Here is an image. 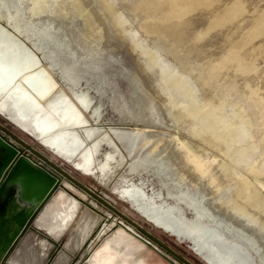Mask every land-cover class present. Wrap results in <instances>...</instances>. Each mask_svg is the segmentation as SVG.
<instances>
[{
    "label": "rangeland",
    "instance_id": "obj_1",
    "mask_svg": "<svg viewBox=\"0 0 264 264\" xmlns=\"http://www.w3.org/2000/svg\"><path fill=\"white\" fill-rule=\"evenodd\" d=\"M8 1L0 5L10 23L2 17L0 22L39 59L60 90L74 99L75 93L90 98L91 113L85 110L84 116L100 128L93 140L115 145L104 143L95 151L99 173L85 174L0 114L1 135L70 184L80 214L99 217L87 242L63 262V250H57L71 230L49 236L35 227L37 217L7 263L20 251L27 264H88L91 250L95 253L107 238L104 224L120 221L152 244L144 245V264H206L188 242H178L131 208L122 194L127 179L153 206L171 209L181 225L194 221L195 227H214L220 237L210 241L212 248L224 253L229 245L246 264H264V37L239 48L244 70L219 65L228 55V38L240 41L247 35L253 16L264 12V0H218L221 8L241 1L245 9L213 30H207L212 9L185 14L181 6L163 7L164 0ZM206 128L209 140L197 134ZM80 132L87 139L85 129ZM135 132L142 134L136 138ZM106 163L109 190L99 181Z\"/></svg>",
    "mask_w": 264,
    "mask_h": 264
},
{
    "label": "bare ground",
    "instance_id": "obj_2",
    "mask_svg": "<svg viewBox=\"0 0 264 264\" xmlns=\"http://www.w3.org/2000/svg\"><path fill=\"white\" fill-rule=\"evenodd\" d=\"M149 3L147 5H149ZM218 3H219L218 0H164L161 2V5L167 9H175L181 6L182 9L181 11L185 14H191L199 10L201 11L206 9H212V16L209 25L207 27V30L221 28L227 23H231L238 16H241V14L245 9V5L241 1L239 2L237 1L234 4H232L230 7H226V8H221ZM3 7L2 5H0L1 8L0 17H2V20H4L6 23L8 22L10 23L9 21L10 18H8V15L7 17L2 15L5 13L2 11ZM9 10L10 9L8 8L7 11ZM12 17L13 16H11V18ZM1 22H0V39L2 41L0 42L4 43V45L10 48L17 49L23 59L30 60L31 65L28 67V69L27 68L25 69L23 75L20 76L15 82H12L11 84L8 83L6 85L7 87L10 86L11 88L4 95H0V114L8 115L9 120L13 124L17 125L24 132L29 133L30 136L34 137L37 141H39L40 144L44 146L48 151L52 152L58 158L64 160L67 164L72 165L73 167H75L76 169L80 170L85 174L97 175V173L99 172L94 162V152L95 151L98 152L104 143L110 147H114L115 144L113 141L106 140L105 138H102L100 140H93L95 134L97 132H100V128L91 127L89 125L88 120L84 116L85 110L81 106L83 105L86 108V110L90 111L91 108L90 98L85 94L75 93L74 96L76 99H74L73 97L72 98L69 97L62 90H60L58 84L55 83L50 72L44 69L43 67L44 65L43 66L40 65L39 59L30 50L27 49V46L19 38H17L15 34H13L10 31L11 30L10 28H9L10 30L7 29L3 25L4 23L2 24ZM249 25H250L249 32L247 33L246 36L242 37L240 41L235 40L234 39L235 37L233 38V36H230L228 38V44L230 46V49L228 51L227 57H225L226 58L225 61L219 64L221 65L222 68L236 67L239 68L240 70H244L239 61L240 55L238 50L243 44L253 39L264 37V12L255 14L252 20L250 21ZM131 37L134 40L135 36L133 35ZM37 74H45L49 82L48 89L44 93L40 95L38 94L39 96L36 94L37 91L35 89L31 90L30 87L27 86V80L33 76H36ZM165 76H169V73H166ZM65 78L73 83H76L75 78H70V76L69 77L65 76ZM63 80L65 79L63 78ZM15 90H20L24 92L25 95H28L29 97L32 98L31 100L34 105V108L33 111L28 116L26 111H22L16 108L14 109L12 108V106H10L7 103L6 98L9 96L11 97V95L9 94ZM95 111L96 109L93 112ZM213 120L214 119L212 118L208 119L207 127H211L213 125L214 123ZM29 127L31 128V130L29 129ZM82 129L83 130L85 129V131L87 132V139L82 136L80 132V130ZM207 129L208 128L204 129L201 132H197L198 136H202V137L205 136V138H208L209 140L211 136V132ZM63 134L68 135V138L66 139L61 138ZM141 134L142 133L140 132H135L132 135L138 138L139 136H141ZM76 140L79 141L78 142L79 144L77 148L74 149V146L76 145L77 142ZM110 159H112L111 155H107L106 160H110ZM106 165L107 163L100 166L101 168L99 170L100 173H102L101 176L102 178L100 177L99 181L103 186H105L109 190L111 178L108 177L106 173V167H104ZM122 182L124 184L123 185L124 189L122 193L123 197L126 199V201L130 203L131 208L135 212H137L153 227L160 229L163 232H165L163 229L167 228L170 230V232H174V235H172L173 237L176 238V236H181V239L185 238L184 242L189 243L190 250H192L206 264H246L242 260V256L238 254L237 250L228 248L229 245L227 246H225L226 244L224 245L225 252L223 253L220 250H218V248H212L209 242L205 243L204 240L206 239H204L203 236L212 231L216 232L217 230L214 227L212 226L195 227L194 221H191L193 224L187 222L186 224L181 225L179 219L174 217V213L172 212L171 209L162 210L160 207L153 206V204H151V202L148 199H146V196L144 195L142 189H140L136 184L134 183L130 184V180L127 179L123 180ZM69 189H72V187L68 183L62 181V185L55 191L53 196L48 200L45 207L37 214L36 218L37 217L38 218L35 222V227L41 231L42 230L46 231L49 236L57 237L59 234L63 233L64 230L67 229L71 230L69 236H66L68 238L66 239V241H64L65 243L60 248V250H63V254L60 256L61 261L63 260V258L65 257L67 258L68 255L71 256L70 251L71 252L75 251L77 248H79L80 246L84 245L87 242L90 234L97 226L99 221L98 215L92 212L85 215L86 213L85 211L83 214H80L81 209L79 206V202L73 196V194L69 192ZM237 207L239 209V206ZM242 209L243 208H240V210ZM155 222L160 224L161 227L156 226ZM123 225L121 222L119 224H117L116 222H112L111 224H104L102 229V233L105 232L104 234L111 233L109 232V230H111L112 227L114 226H117V228L110 235H108V237L105 240H103L101 246L89 258L88 264H144L145 263V260L142 257V251L143 249H145L144 245L147 243L141 241L140 238L138 237L139 235L132 228ZM71 237L73 238L69 240V238ZM219 237H220L219 235H216L215 238L219 239ZM213 242L214 241H212V243ZM148 255L150 254L148 253ZM7 259L5 260L6 264H8ZM9 263L27 264V260L22 256L20 251H17L13 256H11V258L9 259Z\"/></svg>",
    "mask_w": 264,
    "mask_h": 264
},
{
    "label": "water",
    "instance_id": "obj_3",
    "mask_svg": "<svg viewBox=\"0 0 264 264\" xmlns=\"http://www.w3.org/2000/svg\"><path fill=\"white\" fill-rule=\"evenodd\" d=\"M0 41L2 40L0 39ZM30 63V60L21 57L17 49L10 48L0 42V95H4L11 88L6 85L15 82L22 76L25 69H28L31 65ZM48 85L49 82L45 74H37L27 80V86L31 90L35 89L37 95L44 93L48 89ZM9 95L6 100L12 108L26 111L27 116L33 111L34 105L31 100L32 98L25 95L24 92L15 90ZM81 106L86 110L83 105ZM61 138L66 139L68 135L63 134ZM16 141L23 147L34 151L18 139ZM78 142H76L74 149L77 148ZM45 161L50 163L47 160ZM50 165L57 169L55 165L51 163ZM62 181L63 179L55 171L43 163L36 162L27 154H24L18 145L0 134V264H6L5 260L14 246L25 232L32 227L37 214L45 207L48 200L62 185ZM109 207L112 208L111 206ZM112 210L114 209L112 208ZM121 216L125 220H128L124 215ZM130 223L141 230V227L134 222L130 221ZM155 225L161 227L156 222ZM116 228L117 226L112 227V231L109 230V232L112 233ZM163 230L169 233L170 236L174 235V232H170L167 228ZM111 233H107L106 237ZM144 233L161 244L157 239L149 235V233ZM138 237L141 241L147 243V245L152 246L151 243L144 240L140 235ZM203 237L206 239L204 240L205 243H210L211 239L216 237V233L212 231ZM176 240L183 243L185 238L181 239V236H176ZM64 243L59 246L57 252ZM94 251L95 248L91 250V256ZM185 262L190 264L187 261Z\"/></svg>",
    "mask_w": 264,
    "mask_h": 264
},
{
    "label": "flooded vegetation",
    "instance_id": "obj_4",
    "mask_svg": "<svg viewBox=\"0 0 264 264\" xmlns=\"http://www.w3.org/2000/svg\"><path fill=\"white\" fill-rule=\"evenodd\" d=\"M1 134V133H0ZM7 139V138H6ZM28 155V154H27ZM29 156V155H28ZM31 157V156H30ZM32 158V157H31ZM37 162V161H36ZM38 163H42V162H38ZM64 182H66V181H64ZM67 183V182H66ZM70 185V184H69ZM71 186V185H70ZM114 222H116V221H114ZM117 224H119L120 223V221L119 222H116ZM121 223H123V222H121ZM125 225V224H124ZM110 226V225H109ZM127 226V225H126ZM119 227H120V225H119ZM96 228V227H95ZM95 228H94V230H95ZM94 230L92 231V233L94 232ZM92 233L90 234V236L92 235ZM90 236H89V238H90ZM88 238V239H89Z\"/></svg>",
    "mask_w": 264,
    "mask_h": 264
}]
</instances>
